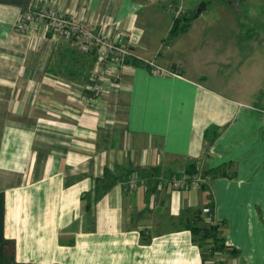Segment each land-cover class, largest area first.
I'll return each instance as SVG.
<instances>
[{
    "label": "crops",
    "instance_id": "0c3cea01",
    "mask_svg": "<svg viewBox=\"0 0 264 264\" xmlns=\"http://www.w3.org/2000/svg\"><path fill=\"white\" fill-rule=\"evenodd\" d=\"M258 1L240 0L238 12L221 1L209 17L205 2L198 12L186 0H0V193L17 261L264 264ZM28 7L78 17L134 59L94 94L95 56L44 25L18 32ZM178 17L192 19L173 35ZM190 163L206 184L158 183ZM131 176L141 179L131 186ZM209 221L228 249L204 259L191 225Z\"/></svg>",
    "mask_w": 264,
    "mask_h": 264
},
{
    "label": "built area",
    "instance_id": "2783aa9c",
    "mask_svg": "<svg viewBox=\"0 0 264 264\" xmlns=\"http://www.w3.org/2000/svg\"><path fill=\"white\" fill-rule=\"evenodd\" d=\"M44 25L60 36L77 45L80 52L93 54L95 63L90 76L88 90L97 94L101 89V83L106 80L118 81L128 61L134 59L131 49L113 39L104 31H96L95 28L84 20L66 14L57 8L28 7L23 10L20 19L16 23V30L21 34L30 35L37 32V28ZM153 66L155 73L169 72L154 62L145 61ZM140 177L131 176L128 183L131 186L140 181ZM209 180L207 174L182 176H161L159 184L168 183L173 189H187L201 187ZM204 211H210L206 208Z\"/></svg>",
    "mask_w": 264,
    "mask_h": 264
},
{
    "label": "trees",
    "instance_id": "16d2710c",
    "mask_svg": "<svg viewBox=\"0 0 264 264\" xmlns=\"http://www.w3.org/2000/svg\"><path fill=\"white\" fill-rule=\"evenodd\" d=\"M191 19L192 17L176 18L174 25L171 29V34L175 35L185 30L188 27V23ZM128 62H130V60ZM188 168L190 169H187V175H192L197 172L195 163H190ZM215 174L217 173H214V175ZM209 208L212 211V207L209 206ZM4 222L5 196L4 193H0V264H25L23 262L17 261L16 243L13 239H8L5 237ZM191 231L195 235L196 241H198L201 247L203 248L204 259H207L208 257H214L218 253L226 251L228 249L226 248L225 241L221 235L220 226L218 224L203 228L198 224L194 223L191 225Z\"/></svg>",
    "mask_w": 264,
    "mask_h": 264
},
{
    "label": "rangeland",
    "instance_id": "374dc122",
    "mask_svg": "<svg viewBox=\"0 0 264 264\" xmlns=\"http://www.w3.org/2000/svg\"><path fill=\"white\" fill-rule=\"evenodd\" d=\"M195 0H186V2H187V4H186V6H188V7H190V9H191V11L192 10H194V9H196L197 8V5H199L200 3H202V2H205L208 6H209V9H208V11H209V13H208V16L209 17H214V16H216V14L213 12V10H212V7H213V5L214 4H217V3H220L221 1H224V2H226V3H229V1L228 0H197V1H195ZM246 1V0H245ZM250 1V0H249ZM253 1H257V2H259L258 0H253ZM263 1V0H262ZM191 2H192V4H191ZM200 8H201V6H199ZM198 7V8H199ZM197 8V9H198ZM234 11H235V9L234 8H232ZM237 12L239 11V10H236ZM210 14V15H209ZM245 16L243 15L242 16V21L243 22H246V19L244 18ZM200 173V174H205V173H203L202 171H197L195 174H197V173ZM192 175H194V174H192ZM141 177V176H140ZM145 178V176L143 177V179ZM210 212V211H209ZM209 223H210V221H209ZM211 225H214V223L213 222H211L210 224H209V226L208 227H210ZM219 236H221V235H219ZM209 247H210V245H209Z\"/></svg>",
    "mask_w": 264,
    "mask_h": 264
},
{
    "label": "water",
    "instance_id": "95a60500",
    "mask_svg": "<svg viewBox=\"0 0 264 264\" xmlns=\"http://www.w3.org/2000/svg\"><path fill=\"white\" fill-rule=\"evenodd\" d=\"M229 1V4L232 6V8H236L237 9V7H238V5H240V0H228ZM237 6V7H236ZM238 10V9H237ZM198 12H200L201 11V8L199 7L198 8V10H197Z\"/></svg>",
    "mask_w": 264,
    "mask_h": 264
}]
</instances>
